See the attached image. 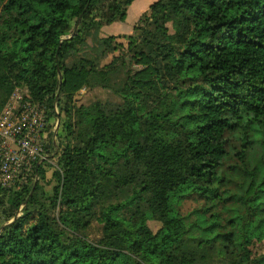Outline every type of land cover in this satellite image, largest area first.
Here are the masks:
<instances>
[{
	"label": "trees",
	"instance_id": "trees-1",
	"mask_svg": "<svg viewBox=\"0 0 264 264\" xmlns=\"http://www.w3.org/2000/svg\"><path fill=\"white\" fill-rule=\"evenodd\" d=\"M133 2L0 0V112L64 115L56 165L0 186V264H264V0H157L78 59ZM120 69L121 103L75 105Z\"/></svg>",
	"mask_w": 264,
	"mask_h": 264
},
{
	"label": "built area",
	"instance_id": "built-area-1",
	"mask_svg": "<svg viewBox=\"0 0 264 264\" xmlns=\"http://www.w3.org/2000/svg\"><path fill=\"white\" fill-rule=\"evenodd\" d=\"M54 120L44 103L29 100L21 88L13 91L0 112V186L38 179L37 166L57 144L56 134L51 142Z\"/></svg>",
	"mask_w": 264,
	"mask_h": 264
},
{
	"label": "rangeland",
	"instance_id": "rangeland-1",
	"mask_svg": "<svg viewBox=\"0 0 264 264\" xmlns=\"http://www.w3.org/2000/svg\"><path fill=\"white\" fill-rule=\"evenodd\" d=\"M126 27H128V26H126ZM130 32H131V28H129V32H127V33H130ZM134 33H135V31H134ZM118 35H125V34H118ZM137 35H138V32H137ZM137 35H135V36H137ZM108 36H112V35H108ZM105 37H107V36H102L101 33H98V32H95L92 35H90L86 39V43H85L86 45H84L79 50V53L77 55L78 59L82 58V57H87V58H91V59H94L97 61L98 58L104 56L103 55V49L101 51H99V50L97 51V49L102 48L101 39L105 38ZM119 41H122V43L126 42L123 38H120ZM98 45H100V47ZM125 45H127V44H125ZM118 54H120V52L116 51V52L108 55L107 58L103 61V64L110 62L112 60L113 56L118 55ZM105 55H107V54H105ZM128 58L129 57H127V60H128ZM134 68L139 69L140 67L135 65ZM126 81H127V76H126L124 70L120 69L119 71L111 74L108 77V79H107L108 86L107 87H104L102 80L98 79L97 81H95L94 87H92V85L91 86L88 85V86L84 87L83 89H81L79 92H77L74 95V103L76 106H81V105L87 106V105H90V104L95 103V102L121 103L119 91L122 90ZM63 119H64L63 114L61 116L59 114V116H57L55 118L53 126H52L51 138L52 137L54 138L55 134H57L56 132L59 130V125ZM53 138L51 139V142H52ZM53 155H54V151L50 152L47 162L54 166V165H56V163L53 159H51V157ZM53 166L48 167L46 165V167L49 168L48 169L49 174H51V172L53 171V169H54ZM149 225L153 231H157L161 227V223L157 220L149 221ZM100 236H101L100 226L98 223L95 222L94 225L92 226L91 231H90V237H92V239H98ZM253 250L255 253H263L264 252V243H257L256 246L253 247Z\"/></svg>",
	"mask_w": 264,
	"mask_h": 264
},
{
	"label": "crops",
	"instance_id": "crops-1",
	"mask_svg": "<svg viewBox=\"0 0 264 264\" xmlns=\"http://www.w3.org/2000/svg\"><path fill=\"white\" fill-rule=\"evenodd\" d=\"M155 1L157 0H134V2L128 8L127 17L125 21H117L112 24L103 26L98 31V33H101L102 36L132 33L134 34V26L140 20V18L149 10L151 4ZM129 28H131V32L127 33L129 32ZM98 46L100 47V45ZM98 50L101 51L102 48L97 49V51Z\"/></svg>",
	"mask_w": 264,
	"mask_h": 264
}]
</instances>
